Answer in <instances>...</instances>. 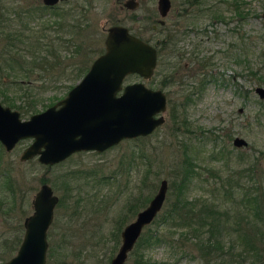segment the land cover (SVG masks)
<instances>
[{
	"label": "rangeland",
	"instance_id": "374dc122",
	"mask_svg": "<svg viewBox=\"0 0 264 264\" xmlns=\"http://www.w3.org/2000/svg\"><path fill=\"white\" fill-rule=\"evenodd\" d=\"M6 1L9 8L18 10ZM19 1L26 7V3L32 5L35 0ZM124 1L85 0L88 20L84 17V25L87 21L89 31L84 32V42L92 46L95 42L96 47L103 50L106 28L114 23L130 26L144 37L152 36L151 41L162 35L170 37L171 45L163 49L161 64H157L152 77L144 79L138 74H129L123 81V84L143 81L166 93L163 124L148 135L123 139L103 151L75 152L52 165L40 163L37 156L20 159L22 150L32 138L20 140L11 151H6L0 143V241L23 236V219L33 212L32 198L43 182L49 183L59 196L47 230L45 264H108L121 243L120 234L114 248L113 232H116L118 220H123V228L142 208L136 212L129 210L128 205L134 197L148 193L151 198L165 178L167 196L159 213L170 206L174 198L169 188L173 164L182 160L183 146L188 141L198 173L186 190L189 198H204L229 210V215L221 219L235 224V215L243 208L240 200L244 192L264 194V97L255 92L256 86H264V18L261 15L264 0H171V8L163 18L158 13L157 0H139L134 10L123 6ZM132 14L138 18L131 17ZM11 16L15 20L14 24L10 23L11 28L28 26L29 34L31 30L39 33L49 20L46 12L34 13V10L28 14L17 13L16 18ZM160 18L166 22L162 30L157 26ZM95 55L97 52L90 50L87 64ZM75 58L67 73L61 74L56 66L25 74L0 59L1 103L8 106H11L9 103L33 104L36 111L46 108L80 79L82 73L77 74ZM199 61L207 64L201 67ZM199 71L211 76L202 78L203 73ZM169 73L173 74L171 78L167 77ZM200 80L204 81L203 87L192 92L201 85ZM172 110L178 116L175 122L171 118ZM30 114L20 116L27 118ZM183 115L188 126L197 130L195 133L184 130L180 122ZM200 128L205 131L202 136L210 140L199 137ZM227 132L231 137L224 139ZM236 135L244 137L247 144L233 145ZM225 140L226 149L222 144ZM216 150L224 155H212ZM249 166L254 169L251 176L239 177L235 173ZM4 172L11 177L13 185L7 187ZM144 174L151 188L144 186ZM240 182L242 186H237ZM12 190L15 202L11 198ZM155 225L152 222L147 226L154 228ZM157 228L164 234L163 240L153 241L141 249L149 264H203L205 261L252 264V259H241V263L235 255L237 251L228 253L220 249L211 250L210 255L215 259L206 260L205 250L194 243L197 238L191 230L185 234L179 230L172 232L174 227L167 223ZM147 230L145 226L144 232ZM206 234L203 230L202 236ZM2 249L0 246V252ZM15 252L5 253L3 259ZM134 258L132 250L125 264H132ZM254 264H264V261Z\"/></svg>",
	"mask_w": 264,
	"mask_h": 264
},
{
	"label": "water",
	"instance_id": "95a60500",
	"mask_svg": "<svg viewBox=\"0 0 264 264\" xmlns=\"http://www.w3.org/2000/svg\"><path fill=\"white\" fill-rule=\"evenodd\" d=\"M136 4L135 0L126 2L130 8H135ZM170 7L171 0H157L161 17L167 15ZM106 31L104 50L92 60L65 97L27 118H22L19 110L0 102V143L6 150H11L24 138H32L20 159L37 156L40 163L52 165L77 151H103L123 139L148 135L163 124L167 108L165 92L143 81L123 84L131 73L145 79L153 75L159 40L147 41L121 23L109 25ZM255 92L264 97V86H256ZM232 142L235 146L247 144L239 135L234 136ZM167 190L168 182L163 178L148 203L123 226L121 243L108 264H125L144 227L162 209ZM58 200L49 183L39 186L32 198L33 212L24 219L20 245L15 254L0 264L46 263L47 230ZM262 259L264 261V251ZM203 264L219 263L205 261Z\"/></svg>",
	"mask_w": 264,
	"mask_h": 264
},
{
	"label": "trees",
	"instance_id": "16d2710c",
	"mask_svg": "<svg viewBox=\"0 0 264 264\" xmlns=\"http://www.w3.org/2000/svg\"><path fill=\"white\" fill-rule=\"evenodd\" d=\"M86 19L88 20V18ZM85 25V31L88 32L89 24L87 21L85 22ZM27 29L28 26H23L21 29L11 28L10 26L5 30L2 29L3 32L0 34L2 40L0 46V59L5 61L8 65L11 64L12 66L10 67H12V69L20 70V72L25 74L32 73V71L35 70L46 69V66L44 65L46 57L45 52L34 51V48L36 47L34 45V35L32 31H29L31 33L29 34L28 31H26ZM37 37L38 40L39 38H41V36ZM152 38V36L146 37L148 41H151ZM169 42L170 37L168 36L167 42L162 41L160 46L158 47V65L161 64L163 55L162 49L166 47L167 43V47H169L171 45ZM44 46H41L43 50H45ZM90 50L93 53L102 51V49L100 50V48L96 47L95 42H93V46L86 42L84 49V63L79 68L80 71L85 72L88 68L87 61L89 59L88 55L90 53ZM199 63L201 64V67H203L204 64H207L206 61H199ZM12 71L14 72V70ZM79 73L81 74V72ZM200 73H203L202 78H206V76L209 75L205 71ZM172 76V73L168 74L169 78H171ZM203 84L204 81L200 80V86H197V89L193 90L192 92L199 91L203 87ZM9 104L13 107H18L20 109V114L36 112L33 104ZM175 115V111L172 110L171 118L174 122L178 119V116ZM181 120L182 121L180 122L183 123V127L186 132L195 133L197 131L188 126V122L184 115L181 117ZM175 127L178 128L179 124L175 125ZM198 130H201V133H198L200 134L199 137L208 138L206 135L202 136L205 132L204 130H202V128ZM230 135L231 134H228V132L225 133L224 139H227L228 137L230 138ZM188 143L189 141L184 143L182 160L178 161L177 164H173V176L171 178V184L169 188L170 192L174 193V198L171 201L170 206L163 212L159 213L152 221L155 222V227L149 228V226H146L148 228L147 232H144L143 229L135 246L132 249L134 250L135 254V258L132 264H149L148 260L145 259L143 253L141 252V249L144 248V245L152 244L153 241L163 240L162 236L164 234L162 235L157 227L160 224L166 223L174 227L172 232L178 230L180 231L179 233L183 234L187 233L188 230L194 232L195 238H197L194 243L199 249L205 250L203 256L206 260L215 259L214 256L210 255V252L213 249H220L229 251L228 253L237 251L235 255L239 256L240 262L247 259H252V264L262 262V253L264 251V194L259 192L253 193L251 191H247V193L244 192L240 200L243 208L241 212L239 211L235 215L237 217L236 223H225L226 220H222L221 218H226L230 213L229 210L221 209V207H219L213 201H207L204 198H189L186 194V190L188 189V186L190 185L192 179L198 174L193 166V156L189 152ZM222 144H224L223 146L226 149V140ZM217 153H221L220 155H224L220 150H216L212 155H217ZM253 171L254 169L249 166L247 168L238 169L235 171V173L237 172L239 177H241L242 175L251 176ZM3 174L7 183V187L13 185L14 183L11 181V177L9 175H6L5 172ZM142 182L144 186H148L149 188L152 187L151 182H149L148 180L147 174H144ZM241 184V182L237 183V186H242ZM64 187H67V183H64ZM228 191L230 192L229 189ZM11 193V198L13 202H15V193H13V190L11 191ZM149 198L150 194L148 193H142L140 196L138 195L134 197V199H132V202H130L128 205L129 210L136 212L138 208H140L141 206L143 207L148 202ZM1 203L2 200L0 199V210L2 209ZM220 221H222L223 223ZM122 224L123 220H121L120 218L118 220L116 232H113L115 240L114 248H116L119 242ZM19 225L20 223H18L15 228L17 229ZM21 227L23 226L21 225ZM203 230L207 231L206 237L202 236ZM195 232L198 233L196 234ZM21 240L22 235L16 236V238H14L13 240L4 239V241H0V246L3 247V249L1 250L2 252H0V260L4 258L5 253L10 254L12 250H14L15 252Z\"/></svg>",
	"mask_w": 264,
	"mask_h": 264
},
{
	"label": "flooded vegetation",
	"instance_id": "af4514ba",
	"mask_svg": "<svg viewBox=\"0 0 264 264\" xmlns=\"http://www.w3.org/2000/svg\"><path fill=\"white\" fill-rule=\"evenodd\" d=\"M5 1L6 0H0V30H1V26H2V29L5 30L7 27H10V23L14 24L13 21H15V20H12V16H11L12 14L16 18V14L20 13L22 11L25 12L26 14L33 13V10H34V13H37L39 11L46 12V15L48 16L49 20H47L48 22L42 26L39 33H36L34 30H31L33 35H34L33 37L35 39L34 45L36 47L34 48V51L45 52L46 57H45L44 65L46 66V69L48 68V66H50L51 69L59 67V71H58L59 74H61L63 72L67 73L68 67H70L71 65L74 64V58L76 55L75 63H76V67H77V69H76L77 74L79 72L82 73L80 78L84 75V73L87 70L84 72V71H80L79 68L84 63V49H85L84 17H85V11H86L85 0H74V1H71V0H55L53 2H48V3H46L44 0H35V1H32V2H34V4H32V5L26 3V7L22 6L19 0H11V1L7 0L6 1L8 3L11 2L12 4H14L15 5L14 7H17L18 10H13V9L9 8L7 5H5ZM70 1L72 3H70ZM127 1L128 0H125L123 2V6H125L129 10H134L139 5V0H135L137 2V4L135 5V8H130L126 5ZM192 1H195V0H192ZM14 7H12V8H14ZM237 9H238V4H237ZM39 16H41V14ZM131 17L138 18L137 15L133 16V14ZM163 20L164 21L162 23L159 22V20H158L157 26H159L160 29L165 27L166 22H165V19H163ZM23 25H25V24H23ZM128 28L132 33L136 34L137 36H139L145 40H147L146 37H144V35H142V33L140 31H137L130 26H128ZM16 29H18V28H16ZM3 30H2V32H3ZM48 32L49 33L51 32L50 33L51 36L48 34ZM106 33H107V31H106ZM37 36H41V38H39V40H38ZM167 38H168V36L164 37L163 35L155 38V40L156 39L159 40V42L157 44V56H158V47L160 46L162 41L167 42ZM44 39H46V40L48 39V40L44 41ZM104 40H105V38H104ZM154 41H151V42H154ZM167 45H168V43L166 44V47H167ZM0 46H1V44H0ZM41 46H44L45 50H43L41 48ZM38 48H39V50H38ZM163 49H162V52H163ZM103 50H104V48H103ZM62 51H64L65 54L61 55ZM102 51H99L97 53V55L100 54ZM97 55H95L91 59L90 63L92 62V60ZM90 63L88 64V68H89ZM157 64H158V60H157ZM36 68H38V67H36ZM131 74H137V73H131ZM153 75H154V73H153ZM167 77H168V75H167ZM167 77H165V78H167ZM132 82H134V81H132ZM67 92H66V94H67ZM66 94L63 97H65ZM63 97H61V98H63ZM61 98H59V99H61ZM166 99H167V95H166ZM58 100H56V101H58ZM54 103H52V104H54ZM52 104H50V105H52ZM14 147L11 150H13ZM3 148L5 149L4 146H3ZM11 150H6V151H11ZM81 151H87V150H81ZM77 152H80V151H77ZM25 217H24V219H25ZM24 219L22 222L23 227H24ZM46 254H47V252H46Z\"/></svg>",
	"mask_w": 264,
	"mask_h": 264
}]
</instances>
